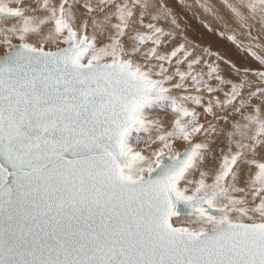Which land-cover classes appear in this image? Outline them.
<instances>
[{
    "label": "snow or ice",
    "instance_id": "obj_1",
    "mask_svg": "<svg viewBox=\"0 0 264 264\" xmlns=\"http://www.w3.org/2000/svg\"><path fill=\"white\" fill-rule=\"evenodd\" d=\"M0 264H264V0H0Z\"/></svg>",
    "mask_w": 264,
    "mask_h": 264
},
{
    "label": "rangeland",
    "instance_id": "obj_2",
    "mask_svg": "<svg viewBox=\"0 0 264 264\" xmlns=\"http://www.w3.org/2000/svg\"><path fill=\"white\" fill-rule=\"evenodd\" d=\"M191 2V0H189ZM219 2V0H217ZM182 20L186 21L189 24L188 28V35L190 38L195 37L197 41L204 39L206 42H212L214 38L212 36H202L201 32L198 29V23H199V15L198 18L194 21L192 19V13L188 12L187 15H185L183 12L180 13Z\"/></svg>",
    "mask_w": 264,
    "mask_h": 264
}]
</instances>
